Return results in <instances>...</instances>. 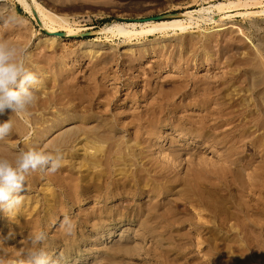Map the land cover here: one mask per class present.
Masks as SVG:
<instances>
[{"label":"bare ground","instance_id":"6f19581e","mask_svg":"<svg viewBox=\"0 0 264 264\" xmlns=\"http://www.w3.org/2000/svg\"><path fill=\"white\" fill-rule=\"evenodd\" d=\"M245 5L254 8L242 12L240 9L244 4L240 1L210 5L204 13L212 14L216 11L222 14L236 10L239 12L235 13L236 15L223 16L222 21L211 18V24L214 26L203 30L200 29V21L197 19L201 39H184L178 45L150 47L139 50V53L133 49L126 52L136 53L133 60L138 61L146 59L149 55L158 56L156 69L169 68L171 71L179 70L182 73L184 71L180 65L182 62L193 70H198L200 66H206L208 71L209 68L219 69L221 63L211 50L214 48L213 41L226 34L235 33L250 41L241 26L232 20L233 17L261 19L260 17L264 16V10H256L262 3ZM38 10L41 11L39 6ZM185 16L190 18L191 22L196 20L192 13ZM56 21L63 20L53 16L52 22ZM131 27L132 29L118 24L106 30L131 39L170 31L175 35L178 32L183 35L192 28L180 19L142 24L141 30H137L135 25ZM66 32L72 36L76 35L72 30ZM36 34L40 35L32 31V35L26 34L23 38V32L16 30L15 27H1L0 44L5 48L12 43L20 47L25 40H31ZM48 34L43 36L42 42L55 46L58 38L54 36L59 34L58 30L50 27ZM13 35L17 37L16 41L10 39ZM94 42L97 43V40ZM229 43L230 41H226V46H229ZM140 45L139 42L132 46ZM125 46L127 45L121 47ZM217 46H221V43ZM96 49L98 48L90 46L86 54H92ZM13 53L16 55L10 57V62L17 63L18 50ZM29 54L30 56L23 60L26 61L24 67L27 71L34 72L41 81L36 90L45 94L42 105L44 107L48 105L45 107L48 109H57L48 132L65 125L92 121L108 134L125 133L122 139L116 140L109 139L106 133L103 134L96 128L76 131L74 127L67 129L69 132L61 142L63 147L61 153L67 160L58 170L59 175L53 178L56 185L61 188V196L54 197V193L51 194L52 201L85 205L93 196L100 203L120 201L112 210L103 208L101 214L80 216L77 222H73L74 229L86 228L88 225L94 229L99 226L103 229L106 220L115 226L126 224L138 226L142 234L140 249L143 256L146 261H155L157 264H177L176 261L187 259L196 245H204V249L212 257L213 264H264V254L260 253L258 248L259 238L264 234V230L259 232L249 219V213H257L259 207L239 202L241 199H238L237 194L232 201L222 198L230 194L233 185L231 181H236L228 180L230 175L239 180L238 175L233 173L232 166L245 154L240 144L246 139H250L252 144H260L261 136L256 134L264 131V116L261 115H264V103L262 105L256 98H246L243 113L235 99V97L243 99L251 94L249 90L244 89L245 81L242 75L228 77L226 73L221 75L210 73L204 79H191L189 75L184 74L187 72H183L182 76L176 77L177 81L170 91L164 90L157 82L156 87L148 91V80L143 81L139 76L132 77L125 81L124 88L128 89V93L123 102L133 103L140 95V98L146 99L147 105L144 110L139 111V108L134 110L130 119L124 118V110L115 109L116 115L107 116L106 113L98 112L96 108L97 104L101 105L98 100L103 98L101 95L103 81L113 82L111 85L114 86L121 83L117 72H114L115 75L108 73L110 71L108 66L116 61L113 58L104 57V53L100 51L95 52L96 61L89 81L81 88L73 79H69L67 63L51 66L47 58L36 61L31 52ZM115 63L118 67L119 62ZM248 63L249 61L245 59L234 64L239 70V67ZM184 78L186 80L183 82L179 80ZM51 84L55 89L46 92ZM230 86L237 88L236 94ZM188 91L192 93L189 95ZM179 94L182 99L180 103H176L174 97ZM189 98H192L191 103L187 102ZM120 99L113 104H118ZM189 106L199 108V114L194 115L190 112L182 116L177 114L179 108ZM248 124H254L255 130L250 131ZM212 152L224 161H213L208 158V154ZM215 180L217 184L214 183ZM175 191H179L182 196L169 204L158 201L146 208L143 206L134 208L127 204L129 195L141 198L147 193L165 195ZM237 193H240V188ZM27 194L28 192L24 193L23 202L19 206L21 209H16L12 214L17 218L10 222L13 232L25 214L24 200L30 198ZM208 195L220 196L222 199L212 201ZM197 211L198 215L195 216L193 212ZM203 212L211 214V218H203L201 214ZM178 214H183L184 217H178ZM94 220L96 222H93ZM63 237L70 245L76 242L74 238L69 240L68 235ZM10 238L7 235L5 242ZM27 250L29 252L31 249L28 247ZM21 253L23 252L16 248H0V261L4 264H23L19 260L24 257V253L19 257ZM116 255L121 256L123 260L131 254L121 250V253ZM174 255L176 259L172 258ZM184 264L203 263L194 260Z\"/></svg>","mask_w":264,"mask_h":264},{"label":"rangeland","instance_id":"374dc122","mask_svg":"<svg viewBox=\"0 0 264 264\" xmlns=\"http://www.w3.org/2000/svg\"><path fill=\"white\" fill-rule=\"evenodd\" d=\"M238 1L244 4L243 8L240 9L242 12L254 8L252 6L247 7L245 3H262L256 10H264L262 8L264 0H0V28L15 27L16 30L23 32V38L26 34L32 35V31L40 34H36L29 41L21 39L25 41L20 47L12 43L11 46L5 49L18 50L17 57L19 60H17V64L22 63L24 65L26 61L23 60L30 56V52L36 61L40 58H47L51 66L63 62L67 63L66 69L69 72V79H73L81 88H84L89 81L92 67L96 61L95 52L100 51L104 53V57L109 56L116 60L115 62H119L118 67L115 62L109 65L108 69L110 71L108 73L115 75L114 72H117L118 78H121L119 80L121 83L114 86L111 85L113 82L103 81L104 88L101 92L103 98L98 100L101 105H96L97 111L106 113L107 116L116 115L114 110L120 109L125 111L124 118L131 119L134 110L139 108L140 111L146 108V99L140 98V95L134 99L133 103L123 102L128 93V89L124 88L126 80L139 76L143 78V81H149L148 91H151L150 88L156 87V82L164 90L170 91L177 81L176 77L178 75L182 76L183 72H187V74H184L189 75L191 79H204L210 73L216 75L226 73L228 77L242 75L245 81L244 89L249 90L251 94H247L248 96L243 99L239 97H235V99L238 101L240 111L244 113L247 103L246 98H256L262 105L264 103V16L260 17L261 19L233 17L232 20L241 26L250 41L236 33L226 34V36L224 35V37H219L216 41H213L214 48L211 50L216 54L215 58L221 63L219 69L209 68L208 71L206 66H200L198 70H193L182 62L180 65L184 71L181 73L179 70L171 71L169 68L165 69L164 67V69H156L155 65L159 62L156 55H149L142 61L133 60L134 54L139 53V50L150 49V47L159 48L165 45H178L184 39H201L202 36L197 29V19L200 21V29L203 30L214 26L211 24V18L222 21L223 16L239 12V10H236L218 14L215 11L208 14L204 13V10L219 2L230 4ZM38 6L41 11L38 10ZM187 13H192L196 20L191 22L190 18L185 16ZM53 16H57L63 21L52 22ZM173 19L184 20L192 28L183 35H180V32L175 35L174 32L170 31L153 36L132 37L131 39L123 38L117 32L106 30L118 24L131 29V26L135 25L137 30H141L142 24ZM50 27H55L59 34L66 33V36H60L59 34L54 36L58 38L55 46H51L48 42H42L43 36L49 35L48 29ZM67 30L74 31L76 35H70L66 32ZM14 35L10 39L16 41L17 37ZM94 40H97V43ZM226 41H230L229 46H226ZM139 42L141 43L140 46H132ZM218 43H221V46H217ZM124 45L127 46L121 47ZM90 46L98 49L92 54H86ZM128 49H133L136 53L128 54L126 52ZM12 55L16 54L13 53ZM245 59L249 61L248 65L239 67V70H237L234 63ZM40 64L44 65V63ZM235 70L237 71L235 72ZM185 78L179 80L183 82V80H186ZM153 80L155 83H153ZM143 84L142 82L141 85ZM235 86L238 87V85ZM230 88L234 92L237 90L233 86H230ZM53 89L55 87L51 84L46 92ZM188 92L189 95L192 93V91ZM34 95L36 97L35 102L28 106L26 111L14 114L11 110H6L3 115H0V122L8 121L12 117L13 124L10 135L0 140V158L15 163L17 153L20 150H28L29 148L53 154L60 149V152H62L61 142L69 132L67 129L71 127H74L75 131L96 128L103 134L106 133L109 139L120 140L125 135L123 132L108 134L107 131L92 121L88 123L84 121V124L78 122L65 125L48 132L51 119L54 118V112H57V109H48L45 108L48 105L45 107L42 105L45 94L34 89ZM119 98H121V101L114 105L113 103ZM181 99L180 94L174 97L176 103H180ZM191 101L192 98H189L187 102L191 103ZM198 109L192 106L181 107L177 114L182 116L190 112L198 115ZM247 127L250 131L255 130L254 124H248ZM241 134L243 135V133ZM256 135L261 136L262 142L260 144H252L250 139H246L240 144L241 150L245 151V154L240 158V161L232 166L233 173L238 175L239 180L230 175L228 180L234 179L236 181H231L233 185L230 188V194L226 198H222L231 200L237 194L238 199H241L239 202L259 207L257 213H249V219L260 232L264 230V131L261 130ZM208 158L213 161H224L223 158L213 154V152L208 154ZM66 160V158H63V162H66ZM57 172L53 174L37 171L27 177V195L30 198L24 200L26 204L23 207L25 214L21 219L22 222L17 224L15 232L12 231L10 222L17 219L16 216H6L3 212H0V248H16L22 251L24 257L19 260L23 264H31V258L41 251L47 254L48 264H157L155 261L148 262L145 260L143 251L140 249L142 242L140 236L142 234L139 232L138 226L127 224L115 226L106 220L103 229L100 226L94 229L91 225H88L86 228L76 227L71 235L67 234L66 226L65 229L61 228V223L65 217H69L72 222H77L79 217L84 214L95 216L101 214L103 208L112 210L120 201L100 203L94 196L85 205L70 204L67 201H52L51 194L54 193V197L61 196V188L53 181L54 176L59 175ZM214 183L217 184V181L215 180ZM239 188L241 195L237 193ZM220 195L224 194L220 193ZM181 196L179 191L165 195L147 193L141 198L129 195L127 196V204L134 208H140L141 206L146 208L158 201L166 204L172 203L179 200ZM207 197L212 201L222 199L216 195H208ZM198 212H193V214L197 216ZM201 214L205 219L211 218L209 213L203 212ZM178 217H184V215L178 214ZM93 222H96V220ZM40 233H43L45 238L34 244L31 238ZM75 233L78 234L75 235ZM7 235L11 238L5 242ZM64 235H68L69 240L74 238L75 244L70 245L68 240H64ZM119 240L121 241L119 242ZM259 244L260 253L264 254V234L259 238ZM28 247L31 249L29 252ZM121 250L129 252L131 255H127L128 258L122 260L121 256L116 255L120 254ZM172 258L176 259V255ZM211 258L204 249V245H196L187 259H180L176 263L184 264L198 260L203 264H213Z\"/></svg>","mask_w":264,"mask_h":264},{"label":"clouds","instance_id":"9594fccd","mask_svg":"<svg viewBox=\"0 0 264 264\" xmlns=\"http://www.w3.org/2000/svg\"><path fill=\"white\" fill-rule=\"evenodd\" d=\"M14 50H6L0 44V115L6 110L14 114L27 110L35 102L34 89L41 81L31 71H27L22 63L10 62ZM13 128L12 117L8 121L0 122V140L10 135ZM63 162L62 153L57 150L54 154L35 148L20 150L15 163L0 158V212L11 216L22 204L24 193L27 192L26 179L34 172L56 173ZM71 235L74 224L69 217H65L61 228ZM31 238V237H30ZM44 234L31 238L33 243L43 240ZM0 264H4L0 261ZM31 264H48L47 254L41 251L31 258Z\"/></svg>","mask_w":264,"mask_h":264},{"label":"water","instance_id":"95a60500","mask_svg":"<svg viewBox=\"0 0 264 264\" xmlns=\"http://www.w3.org/2000/svg\"><path fill=\"white\" fill-rule=\"evenodd\" d=\"M60 36H66V33L59 34ZM89 35V34H86Z\"/></svg>","mask_w":264,"mask_h":264}]
</instances>
